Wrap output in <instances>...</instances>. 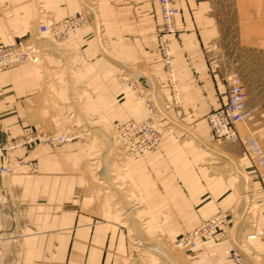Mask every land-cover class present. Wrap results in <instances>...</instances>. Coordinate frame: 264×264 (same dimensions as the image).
Here are the masks:
<instances>
[{
	"label": "crops",
	"instance_id": "obj_1",
	"mask_svg": "<svg viewBox=\"0 0 264 264\" xmlns=\"http://www.w3.org/2000/svg\"><path fill=\"white\" fill-rule=\"evenodd\" d=\"M83 1L45 5L60 20L78 12ZM175 4L178 32L170 48L182 105L169 109L182 121L199 122L227 101L226 71L216 52L221 27L209 0ZM99 16L112 57L97 41L95 20L63 44L37 34L30 0H0V47L30 39L46 55L42 67L25 62L0 70V143L34 130L61 135L72 126L88 129L84 138L57 148L39 142L12 150L11 171L0 176V234L7 236L0 241V264H159L131 259V229L145 241L156 234L176 240L220 211L231 216L226 237L202 240L194 249L177 247V264H234L231 252L241 245L249 264H264V176L258 177L244 148H202L165 131L159 148L122 166V179L139 203L130 227L97 193L95 151L109 159L112 151L105 147L113 130L147 117L124 81L133 70L122 59L144 58V69L163 77L155 49L158 0H99ZM250 123L264 144V107H254ZM19 158L36 160L37 170ZM0 161L7 163L1 152ZM248 187L254 189V222L245 230L235 218L241 200L249 199Z\"/></svg>",
	"mask_w": 264,
	"mask_h": 264
},
{
	"label": "rangeland",
	"instance_id": "obj_2",
	"mask_svg": "<svg viewBox=\"0 0 264 264\" xmlns=\"http://www.w3.org/2000/svg\"><path fill=\"white\" fill-rule=\"evenodd\" d=\"M30 1L33 4V19L37 34L39 36H42L38 31L39 21L41 19L55 20V16L53 12L46 7L45 0ZM209 1L211 2L212 15L218 19L220 23L219 26L221 27L222 36L218 42V45H216V52L219 54V57L222 60L223 70L226 71L224 80L227 84V87V78L229 74L232 72H237L241 77L244 85L247 105L249 107H264V0ZM258 4L260 5V8H257ZM78 12H86L89 14V24L95 20V22H93V29L97 41L102 48H105L107 57H112L111 52L108 50L109 46L105 38L104 26L100 22L99 0H84L82 3V7L80 8V10H78ZM160 24L161 20L156 26L157 34L159 32ZM65 42L61 43L64 44ZM155 49L157 52H159L158 42ZM41 52L42 54L40 61L38 63H35L39 67H42L44 65L46 56L44 55V52L42 50ZM143 59L144 58H138L133 59V61H128L123 58L121 64L123 66H129L133 70V74L128 79L133 80V85H138V90H135L133 86V94L135 95L136 101L143 105L147 117H150V113L147 109V106L143 103L139 92H141L142 94H150L151 99H153L154 102L151 101V105L154 108V112L155 109H157V114L154 120L156 125L160 128L161 134H163L167 130H170L177 135L180 141L190 140L193 143L202 146V148H245L240 139L235 141V143H231L230 141L232 140L212 136L207 127L208 113L204 116L205 119L199 122L182 121L177 110L173 111L169 109L171 107L180 109L182 105V99L179 90V84H177L179 105L175 104V99L173 97L174 94L171 89L169 79L165 73L161 55L160 64L162 69V78L160 76H157L156 74L154 75L150 72H147L144 68L148 66V64ZM174 75L176 79H178L175 71ZM177 83H179V79ZM164 87L168 88L164 90ZM130 120H137V118H133ZM195 124H198L199 126L197 125L196 128ZM249 126L254 132L255 136L259 139L260 143L264 146L262 140L255 132L250 121ZM239 127L243 128V131H241V134H243L245 132V126L243 124H239ZM71 131H75L76 133H78L80 135L78 138H84L88 133V129L80 128L77 126H72L68 132ZM113 132L116 134V128L115 130H113ZM114 139H107V145L105 148H111L112 151L109 159L108 157L104 156V151L102 152L100 149H97L95 151L93 177L95 180V188L97 190V193L107 196V203L109 204L111 209L117 211L119 213L118 215H121V217H123V221L125 222V224H128V226L130 227V223L131 221H133V214L135 213L136 208L139 206V203L132 199V192L130 189L131 186L129 183H126L122 179L121 169L122 166L125 165V163L135 159L126 157L122 144L118 141L116 135ZM211 160H213V158H211ZM104 163L107 167L103 169ZM239 193H241V191ZM241 203L242 209L238 217L235 218V223L239 229L247 230V227L254 222V202H252L251 204V209L250 206H248L247 201L242 199ZM248 207L250 209L249 212ZM142 221L140 225L144 223V220ZM203 221L204 220H202L201 222ZM226 229L228 228L223 227V236L220 238V240L226 237ZM128 236L129 255L132 260H135L136 262H140L141 260H145L148 262L156 260V262H158L159 264H171L162 254V251H164V253L169 254L175 264H177L174 258V251L176 249H179L176 247L177 239L168 240V238H166L165 236H159L158 234H156L151 237L149 241H145L143 239L141 240L140 237H137L132 229L129 231ZM4 239H7V236L3 232H1L0 241ZM235 248L247 260V257L244 254L245 252L243 251L244 246L241 245V248L238 246Z\"/></svg>",
	"mask_w": 264,
	"mask_h": 264
},
{
	"label": "built area",
	"instance_id": "obj_3",
	"mask_svg": "<svg viewBox=\"0 0 264 264\" xmlns=\"http://www.w3.org/2000/svg\"><path fill=\"white\" fill-rule=\"evenodd\" d=\"M160 6L161 24L158 32L159 52L164 64L165 73L169 79L175 104L179 105L177 81L174 70L173 60L170 50V38L178 32L176 16L179 12L174 4V0H158ZM90 16L86 12H76L60 20L41 19L39 21V34L50 36L59 42H65L69 35L78 28L89 24ZM41 50L34 44L33 40H26L21 43L9 44L0 47V70L9 68L25 62L38 63L41 59ZM227 101L221 107L213 109L207 114V121L212 133L217 138L227 140L240 139L244 145V150L250 157L258 177L264 176V146L255 136L249 126V121L254 107H249L246 102V93L241 77L237 72H232L228 76ZM133 89L139 87L133 85L132 79L125 80ZM146 89V88H144ZM141 99L147 106L150 117L143 120H129L116 127V136L122 144L125 156L136 159L159 148L162 141V134L159 126L155 123L157 109L151 105L150 94H142ZM154 102V101H153ZM239 124L245 126L243 134L239 131ZM80 135L75 131L61 135L46 134L40 131H31L20 137L10 138L0 143V152L6 157L7 163L0 161V176L10 173V165L13 161L11 152L15 148H30L36 143L45 142L52 148H57L61 144L78 138ZM18 163L28 166L30 170L36 171L37 164L34 159H18ZM254 189L248 187L246 193L249 195L248 206L253 202ZM248 207V212L250 211ZM231 216L226 211H220L208 219L201 222L195 228L185 232L176 240V247L185 249L196 248L202 240H220L223 236V227H228ZM162 254L171 263L175 264L169 254ZM234 264H249L246 258L236 249L231 252Z\"/></svg>",
	"mask_w": 264,
	"mask_h": 264
}]
</instances>
